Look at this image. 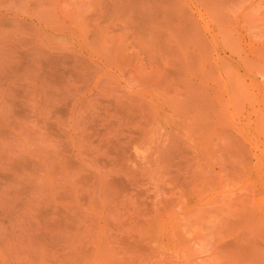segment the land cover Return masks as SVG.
<instances>
[{"label": "rangeland", "instance_id": "rangeland-1", "mask_svg": "<svg viewBox=\"0 0 264 264\" xmlns=\"http://www.w3.org/2000/svg\"><path fill=\"white\" fill-rule=\"evenodd\" d=\"M0 264H264V0H0Z\"/></svg>", "mask_w": 264, "mask_h": 264}]
</instances>
